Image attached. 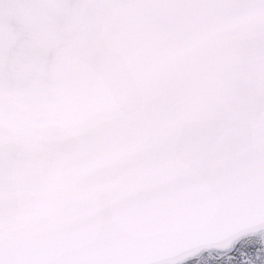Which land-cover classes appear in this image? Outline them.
<instances>
[{
	"label": "snow or ice",
	"instance_id": "snow-or-ice-1",
	"mask_svg": "<svg viewBox=\"0 0 264 264\" xmlns=\"http://www.w3.org/2000/svg\"><path fill=\"white\" fill-rule=\"evenodd\" d=\"M0 264H264V0H0Z\"/></svg>",
	"mask_w": 264,
	"mask_h": 264
}]
</instances>
